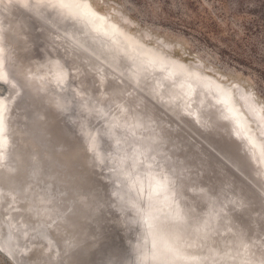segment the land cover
<instances>
[{
  "label": "bare ground",
  "instance_id": "bare-ground-1",
  "mask_svg": "<svg viewBox=\"0 0 264 264\" xmlns=\"http://www.w3.org/2000/svg\"><path fill=\"white\" fill-rule=\"evenodd\" d=\"M86 3L95 18L84 16L77 21L69 20L71 26L63 32L69 41L60 47L69 60L75 82L73 88L83 93V97L77 99L86 100L91 106L88 110L76 104L80 115L77 129L86 139L85 145L88 133L94 134L105 123L119 125L115 134L124 136L126 120H142L151 131L140 129L137 136L157 139L159 151L169 158L181 177L177 201L185 213V220L180 230L192 244L191 254L207 257V264H212L213 259L223 262V252L234 245L241 232H247L250 252L258 258L264 252V243L257 240L259 230L254 227L255 219L249 213L255 216L257 212H252V189H257L258 183L264 186V150L258 137L264 129V118L249 113L250 119L257 122V131L254 130L248 114L234 102L233 91L238 88L235 82L208 75L206 70L196 69L193 63L145 43L141 36L128 30L130 26H120L109 14L97 11L90 0ZM21 4L22 0H0V29H4L17 46L24 38L20 31H25L27 26L16 14L15 7L23 8ZM48 20L51 24L55 20L66 22L55 14ZM57 60L64 64L59 58L49 61ZM49 61L35 64L32 70L46 72ZM240 92L253 98L249 91L241 88ZM241 101L247 110L249 104ZM253 102V107L261 114L262 106L254 98ZM68 105L55 92L40 93L30 107L12 114L7 164L0 168V247L16 264L24 260H29L30 264H88L91 251L98 257L105 216L111 209L104 206L103 200L114 191L115 175L108 172L104 177L111 182L108 191L104 192L97 185L93 188L98 190L95 195L86 198L82 194V182L92 186L94 180L87 172L100 171V166L92 167L91 160L81 155L82 148L72 136L70 155L65 156L60 150L52 151L54 116L50 112L60 114ZM118 105H126L130 111L122 113ZM160 110L169 117L162 114L164 118H161ZM183 115L202 128L205 137H198L182 119ZM229 116L231 118H225ZM237 122L255 148L237 135ZM183 129L201 141L219 137L226 151H245L247 156L242 159L241 166L249 173L252 189L233 182L217 165L208 166L207 160L201 163L195 157V152H200L192 149L179 133L184 132ZM237 143H240L239 149L235 146ZM61 145L65 144L61 142ZM102 147L114 153L115 140L105 137ZM121 147L127 146L122 144ZM58 154L60 156H56ZM64 165L63 169H67L60 176ZM195 166L199 169L192 173ZM105 171L109 170L105 168ZM131 195L135 196V192ZM231 204L240 210L232 212L229 210ZM116 209L119 218L114 222L127 235L132 233L134 240L122 256L113 254L114 257L101 264H116L117 261L135 264L144 245V229L126 218L119 207ZM54 220L61 227L57 228Z\"/></svg>",
  "mask_w": 264,
  "mask_h": 264
},
{
  "label": "snow or ice",
  "instance_id": "snow-or-ice-1",
  "mask_svg": "<svg viewBox=\"0 0 264 264\" xmlns=\"http://www.w3.org/2000/svg\"><path fill=\"white\" fill-rule=\"evenodd\" d=\"M21 6L43 18H52L53 14L65 21H77L84 16L95 18L86 0H22ZM16 48L17 44L4 29H0V84L8 85L7 88L0 87V168L7 164L12 114L30 107L40 93H64L70 90L69 71L59 60L49 61L44 73L34 72L30 66L25 67ZM71 93L74 106L79 104L82 109L90 110L91 106L86 100L81 102L77 99L83 97L82 91L72 88ZM117 107L122 113L130 111L126 105ZM100 115L104 116L102 113ZM104 118L106 120V116ZM118 127L117 124L105 123L94 134L89 132L85 151L92 167L100 166L101 175L105 168L115 175L114 191L108 199L103 200L104 206L119 207L126 218H131L144 229V245L139 250L135 264H207V257L191 254L189 250L192 244L180 230L185 220V213L177 201L181 177L170 164L169 158L159 151L157 139L137 136L138 130L150 132L151 128L138 118H133L131 122L125 121L124 136L115 134ZM236 127L237 135L248 140L255 148L247 133L240 130L238 122ZM105 137L115 140L114 153L102 147ZM122 144L127 147L122 148ZM82 188L86 198L98 191L88 187L86 182H82ZM133 192L135 196L131 195ZM12 199L15 200L16 196L13 195ZM53 224L57 228L61 227L58 221L54 220ZM247 236V232H241L234 245L223 252V262L213 259L212 264H264V252L258 258L251 253ZM21 264H30V261L24 260ZM116 264L123 262L117 261Z\"/></svg>",
  "mask_w": 264,
  "mask_h": 264
},
{
  "label": "rangeland",
  "instance_id": "rangeland-1",
  "mask_svg": "<svg viewBox=\"0 0 264 264\" xmlns=\"http://www.w3.org/2000/svg\"><path fill=\"white\" fill-rule=\"evenodd\" d=\"M90 2L115 21H126L145 43H164L170 55L251 92L264 115V0ZM0 264L10 263L0 256Z\"/></svg>",
  "mask_w": 264,
  "mask_h": 264
},
{
  "label": "water",
  "instance_id": "water-1",
  "mask_svg": "<svg viewBox=\"0 0 264 264\" xmlns=\"http://www.w3.org/2000/svg\"><path fill=\"white\" fill-rule=\"evenodd\" d=\"M15 9L16 14L18 16H21L27 24L26 30L20 31V33L24 35V38L20 39V42H22L16 48V53L24 61L25 67L30 66L33 69L35 64L45 63L51 59L59 58L64 61V65L69 71L70 90L64 93L55 92L63 98L66 104L68 103L69 105L66 106V110L61 111L60 114H54V111L50 112L54 116V121L52 123L51 130V147H53L52 151L57 152L60 150L59 153H62L63 155H70V143L72 142V136L74 140L78 142L79 148H82L81 155L84 156V158H88L85 151V147H87V144L85 145L86 139L84 138L83 134H81V131L79 132V130L77 129L78 122L80 121L78 108L77 105L74 106L71 102L73 95V93H71V89L73 88L75 82L72 79V71L69 65V60L64 57L65 54H63L60 49L61 46H64V44L69 41L68 37L63 34V32H65L67 28L71 26V23L68 21H66L65 23H59L57 20H55L54 24H51L48 18H43L39 15H34L29 11H26L25 9L18 6H16ZM29 16H31L32 18L29 19ZM110 18L112 17L110 16ZM116 21L120 26H123L124 28H128L129 26L124 25L125 22L121 18ZM156 46L166 50L167 53L169 52V47L164 43L157 42ZM195 66L196 69L202 68L200 65ZM0 87L7 88V85L0 84ZM234 91V102L239 105L242 111L244 110L248 114V119H250L249 113H252L256 117L260 116L261 118H264L261 116L260 112L258 114V111L255 110V108L253 107V98H251L249 95L241 93V88L239 87L236 88ZM237 91L241 93L242 96L239 95ZM238 98L240 100H238ZM241 100H244L249 104L247 105L248 111L243 106V102ZM160 113L161 114H159V116L161 118H164L163 116H161L162 114L168 116L167 113L162 110H160ZM182 119L187 122V124L191 127L195 134H197L198 137H205L206 133L196 123H193L190 117L183 115ZM249 122L253 126L254 130L256 129L257 131V127H255L257 124L256 120L250 119ZM176 124L178 125V123ZM183 131L184 132L179 131V133L183 138H185L189 142V146L192 149L198 150L200 152L198 153L196 151L195 157L199 159L201 163H203L204 160H207L208 166L213 167L217 165L223 171V174L232 178L233 182L242 184L244 188L252 189L249 179V173L247 172V169H243V167L241 166V163L244 160L243 158L247 156L245 155V151L238 152L235 149L236 151L234 150L232 152H229L224 149L225 147L221 143V139L219 137L214 136L208 139L207 141H201L197 136L193 135L191 132L185 129H183ZM258 137L263 143L264 150V129H262V133L258 135ZM61 142L65 144L64 147L61 145ZM239 144L240 143H237L235 145L238 149L240 147ZM67 149H69L70 151H68ZM56 156L60 155L58 154ZM65 166L66 165L62 167V171L59 174L60 176L66 171L67 167L66 169H63ZM198 169L199 168L195 166L194 170H192V173H197ZM108 172L109 171H105V169L103 175L100 174V171L98 169H94L87 172L88 176L94 180V183L90 187L96 188L98 185L104 190V192L108 191L111 182L104 179L105 175L109 174ZM257 187V189H252L254 193V206L252 208V212H257H254L256 213L255 216H252L251 213L249 214L253 219H255L254 227L256 226L257 230H259V233L256 235L257 240H259L261 243H264V186L258 183ZM229 210H231L232 212L239 211L240 208H236L234 205L231 204L229 205ZM108 211L109 214L105 216L102 228L103 239L100 244V247L98 248V257L96 258L95 256L97 254L91 251L92 254L89 256L88 264H101L106 259L114 257L113 254H118L116 255V257L122 256L121 254L126 252V250L129 248V245L134 240V236L132 233H129L127 235V233L123 231V228L119 227L114 222L115 219L119 218L118 209L114 207L109 209ZM249 227L253 228V225ZM126 235L127 238L130 240L129 243L126 242ZM0 256H2L10 264H16L13 257H11L3 249H1V247Z\"/></svg>",
  "mask_w": 264,
  "mask_h": 264
},
{
  "label": "trees",
  "instance_id": "trees-1",
  "mask_svg": "<svg viewBox=\"0 0 264 264\" xmlns=\"http://www.w3.org/2000/svg\"><path fill=\"white\" fill-rule=\"evenodd\" d=\"M182 1V3H190L191 2V0H181Z\"/></svg>",
  "mask_w": 264,
  "mask_h": 264
}]
</instances>
